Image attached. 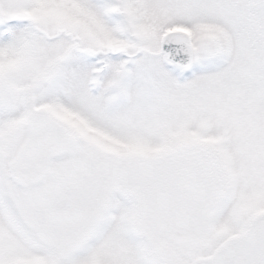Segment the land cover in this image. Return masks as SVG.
<instances>
[{"label": "rangeland", "instance_id": "obj_1", "mask_svg": "<svg viewBox=\"0 0 264 264\" xmlns=\"http://www.w3.org/2000/svg\"><path fill=\"white\" fill-rule=\"evenodd\" d=\"M116 6L137 58L118 52L138 47ZM2 17L0 264L205 263L264 210V0H0ZM183 25L187 70L159 43ZM91 52L108 60L98 87ZM38 110L59 127L39 134L33 115L29 134ZM63 126L84 139L57 149ZM70 195L86 210L66 238L48 216Z\"/></svg>", "mask_w": 264, "mask_h": 264}, {"label": "water", "instance_id": "obj_2", "mask_svg": "<svg viewBox=\"0 0 264 264\" xmlns=\"http://www.w3.org/2000/svg\"><path fill=\"white\" fill-rule=\"evenodd\" d=\"M162 49L170 60L181 66H187L192 61L190 39L182 32L166 34ZM80 211V205L66 204L56 207L52 217H75ZM215 254L216 259L209 264H264V215L251 222L238 243L222 245Z\"/></svg>", "mask_w": 264, "mask_h": 264}, {"label": "flooded vegetation", "instance_id": "obj_3", "mask_svg": "<svg viewBox=\"0 0 264 264\" xmlns=\"http://www.w3.org/2000/svg\"><path fill=\"white\" fill-rule=\"evenodd\" d=\"M84 205V210H85V204H83Z\"/></svg>", "mask_w": 264, "mask_h": 264}]
</instances>
